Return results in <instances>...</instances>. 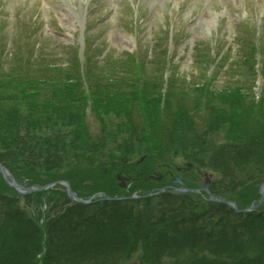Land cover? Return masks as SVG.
<instances>
[{"label": "rangeland", "instance_id": "374dc122", "mask_svg": "<svg viewBox=\"0 0 264 264\" xmlns=\"http://www.w3.org/2000/svg\"><path fill=\"white\" fill-rule=\"evenodd\" d=\"M35 61L68 78L85 103L56 108L78 126L57 136L71 152L58 179L82 198L127 196L79 202L58 184L50 195L59 218L52 259L264 264V0H0V73L39 75L26 69ZM86 70L92 78L84 83L78 71ZM73 87L62 97L74 96ZM96 100L107 108L95 111ZM161 174L165 184L180 183L151 195ZM12 189L25 215L42 223L37 190ZM163 213L158 239L147 217ZM138 230L145 246L132 245Z\"/></svg>", "mask_w": 264, "mask_h": 264}, {"label": "trees", "instance_id": "16d2710c", "mask_svg": "<svg viewBox=\"0 0 264 264\" xmlns=\"http://www.w3.org/2000/svg\"><path fill=\"white\" fill-rule=\"evenodd\" d=\"M50 68L55 72V67ZM56 68L58 69V67ZM28 69L30 68L28 67ZM44 69L45 64H42L39 75L16 71L0 73V163L5 165L20 182L43 184L58 179L57 169L62 167V164H65L68 159L71 160V152L68 151L70 142L65 143L62 138L57 136L69 126L77 125L71 124L73 121H70L67 115L57 116L56 108L58 104L70 106L85 104L76 98V86L73 87L68 78L63 80ZM77 86H80L79 82ZM72 87L74 96L66 93L68 99L65 94L62 97V91L70 90ZM109 93L112 96L118 95L116 89ZM112 100L118 101L117 99ZM96 102L97 100L93 104L95 111H99L98 108H107L106 103L96 106ZM258 105H262V102L255 106ZM59 127L56 134L50 133ZM81 150L84 149L81 148ZM73 158V161L79 159L76 155ZM262 161L264 166V160L259 162ZM255 164L257 165V163ZM259 171L263 173L264 168ZM12 191L13 189L6 184L0 174V264H67L68 260L64 256L54 255L52 259L53 250H49L51 241L55 237L52 231L59 226L57 224L59 218L56 219L58 216L53 211L54 199L50 196H54L55 190L36 192L37 198L47 204L45 210L38 212L37 215L34 213L42 220V223L37 222L38 219L35 220L33 215L29 217L25 215L19 204V196L13 194ZM56 193L60 198L59 200L57 198L58 201L66 198L61 192ZM160 196L143 197L138 201L148 202L151 198ZM142 205L148 210L154 211L153 205L148 203H142ZM62 208L61 214L70 221L71 217L65 212V206ZM53 215H56V218ZM157 216L158 214L153 217L150 215L147 218L151 217L153 220L147 221H149V227L152 228V235L160 239L162 236L157 234V231L161 230L159 224L164 223V213L155 221ZM243 222L246 223V221ZM251 222L253 224L254 221ZM260 225L261 220L256 221L250 226L249 231H254L255 227ZM26 233L32 236H27ZM33 234H37V236ZM141 234L138 230V238L133 240V246H136L138 239H141V244L145 246V242H142L145 236ZM149 237L146 238L149 240ZM118 241L117 238L116 242ZM150 242L152 241L150 240ZM67 246L72 248L69 243ZM148 247H152L150 243ZM221 252L224 253L223 250ZM156 253L160 257V260L157 261L161 262L163 253L160 254L159 251ZM149 254L154 260L152 253ZM79 260L82 264H91L87 259L79 258Z\"/></svg>", "mask_w": 264, "mask_h": 264}, {"label": "water", "instance_id": "95a60500", "mask_svg": "<svg viewBox=\"0 0 264 264\" xmlns=\"http://www.w3.org/2000/svg\"><path fill=\"white\" fill-rule=\"evenodd\" d=\"M0 171L2 172L4 179L6 180V182L11 185L14 186L15 188H17L18 190H23V191H30V190H34L35 187H29V188H25L24 186L18 184L15 179L11 176V174L9 173V171L2 165H0ZM48 187V186H47ZM264 191V189H263ZM68 192L70 195H73L74 192L71 190V188L68 186Z\"/></svg>", "mask_w": 264, "mask_h": 264}, {"label": "bare ground", "instance_id": "6f19581e", "mask_svg": "<svg viewBox=\"0 0 264 264\" xmlns=\"http://www.w3.org/2000/svg\"><path fill=\"white\" fill-rule=\"evenodd\" d=\"M213 15H212V12H208L207 14H206V19H205V23L208 25V24H210L211 23V21L213 20ZM214 22V21H213Z\"/></svg>", "mask_w": 264, "mask_h": 264}]
</instances>
